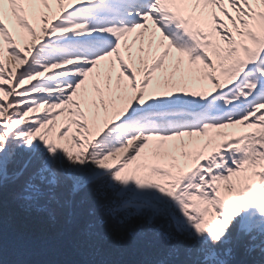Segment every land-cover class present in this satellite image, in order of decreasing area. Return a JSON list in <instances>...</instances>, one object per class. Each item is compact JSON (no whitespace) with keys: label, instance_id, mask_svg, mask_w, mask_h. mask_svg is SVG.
I'll list each match as a JSON object with an SVG mask.
<instances>
[{"label":"snow or ice","instance_id":"1","mask_svg":"<svg viewBox=\"0 0 264 264\" xmlns=\"http://www.w3.org/2000/svg\"><path fill=\"white\" fill-rule=\"evenodd\" d=\"M0 261L264 264V0H0Z\"/></svg>","mask_w":264,"mask_h":264},{"label":"trees","instance_id":"2","mask_svg":"<svg viewBox=\"0 0 264 264\" xmlns=\"http://www.w3.org/2000/svg\"><path fill=\"white\" fill-rule=\"evenodd\" d=\"M68 228L69 225L63 219L53 217L47 212H24L14 209L10 212L6 224L9 249L12 251L20 246L30 247L35 252V259L73 258L71 249L62 243ZM152 243L150 235L143 237L142 250H146ZM0 264H3V261H0Z\"/></svg>","mask_w":264,"mask_h":264}]
</instances>
